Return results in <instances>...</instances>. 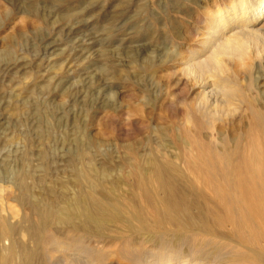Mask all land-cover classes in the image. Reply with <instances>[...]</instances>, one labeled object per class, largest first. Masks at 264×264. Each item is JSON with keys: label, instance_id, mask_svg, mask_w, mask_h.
Here are the masks:
<instances>
[{"label": "bare ground", "instance_id": "obj_1", "mask_svg": "<svg viewBox=\"0 0 264 264\" xmlns=\"http://www.w3.org/2000/svg\"><path fill=\"white\" fill-rule=\"evenodd\" d=\"M198 2L166 0L165 9ZM204 6L187 57L167 38L160 52L162 66L175 62L178 82L164 80L177 99L196 91L184 161L146 157L110 178L83 151L72 177L39 196L33 173L1 185L0 264H264V0ZM226 117L247 119V130L214 147Z\"/></svg>", "mask_w": 264, "mask_h": 264}, {"label": "rangeland", "instance_id": "obj_2", "mask_svg": "<svg viewBox=\"0 0 264 264\" xmlns=\"http://www.w3.org/2000/svg\"><path fill=\"white\" fill-rule=\"evenodd\" d=\"M199 1L175 14L166 0H0V186L33 173L39 196L72 177L83 151L110 178L146 157L184 161V113L196 91L177 99L164 80L178 82L175 62L162 66L160 52L166 38L184 57L195 47L211 0ZM214 125L218 143L244 133L248 120Z\"/></svg>", "mask_w": 264, "mask_h": 264}]
</instances>
